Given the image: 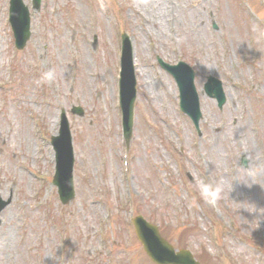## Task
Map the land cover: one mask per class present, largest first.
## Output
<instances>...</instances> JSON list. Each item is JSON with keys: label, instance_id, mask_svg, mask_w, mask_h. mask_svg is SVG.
Wrapping results in <instances>:
<instances>
[{"label": "rangeland", "instance_id": "rangeland-1", "mask_svg": "<svg viewBox=\"0 0 264 264\" xmlns=\"http://www.w3.org/2000/svg\"><path fill=\"white\" fill-rule=\"evenodd\" d=\"M91 1L41 0L39 10L31 12L32 34L22 52H12L7 40L0 39V196L10 197L0 212V236L7 237V254L0 245V264H143L141 250L124 236L126 187L132 191L135 213L159 221L176 246L189 244L201 256L211 245L235 264H264V219L255 228L253 215L238 211L237 202L232 200L264 207V158L259 155L264 152V30L245 17L237 0L108 1L113 10L118 6L123 11L113 26L107 22V8L101 9L98 0H93L98 13L105 15L96 16ZM250 2L258 5L254 11L264 21V0ZM6 4L7 0H0V26L4 28ZM170 4L175 10V34L180 35L174 40L169 38L166 25ZM209 10L218 26L215 33L206 21ZM195 23L199 28L195 29ZM118 29L132 39L138 85L128 181L119 174V129L112 98ZM249 33L257 37L254 47L260 51L253 65L247 57ZM157 55L169 62L181 55L195 68L198 86L209 72L223 81L227 102L221 111L212 100L201 98V138L177 111L174 85L156 65ZM13 66L15 76L8 78V68L13 75ZM49 69L57 72L55 81L43 84L50 100L37 84L41 73ZM72 71L76 79L68 90L67 78ZM35 101L42 105H35ZM71 106H80L82 115L71 114ZM60 109L69 117L77 159V194L65 207L57 205L47 177L42 184L32 181L26 186L28 173L22 167L37 153L39 162L29 170L34 174L51 172L50 148L47 141L41 142L37 134L30 133L28 113L39 120L41 134L49 137L54 128L45 122L52 123ZM231 115L238 118L233 127L229 124ZM221 119L225 125L218 127ZM250 126L257 129L255 137ZM241 153L249 160L247 171L237 166ZM178 173H188L193 183L219 174L226 185L251 174L256 183L247 188L234 180L230 198L220 201L223 208L217 204L216 211L207 204V215L189 219L191 230L181 231L183 220L173 214L172 201L162 207L163 211L156 209L172 191L182 195L179 177L175 180ZM229 216L234 222H227ZM116 219L118 230L112 224ZM207 219L210 224L204 225ZM100 221L103 228L97 226ZM198 223L204 225L202 230ZM234 228L238 234L253 235L250 242L243 241V236L229 239L228 232ZM56 241L63 245L61 256L55 250ZM204 262L216 264L212 257Z\"/></svg>", "mask_w": 264, "mask_h": 264}, {"label": "clouds", "instance_id": "clouds-1", "mask_svg": "<svg viewBox=\"0 0 264 264\" xmlns=\"http://www.w3.org/2000/svg\"><path fill=\"white\" fill-rule=\"evenodd\" d=\"M103 7V4H101ZM57 78V72L55 69H49L41 73L37 84H47L49 82L55 81ZM243 169V168H241ZM247 171V169H243ZM236 181L239 184L247 188H251L253 183H256L251 179V174L247 177L240 176L239 178L233 179L230 185H226L223 176L216 174L209 176L208 179L198 178L193 187L200 199L206 202L209 205H217L225 197H229V194L234 191L233 181ZM232 199V198H231ZM237 202L238 211L243 209L247 213L253 215L255 219V228L259 227V222L261 219H264V207H258L255 202H249L247 200L239 201L232 199ZM196 204V200L193 199L192 205ZM246 219V218H245Z\"/></svg>", "mask_w": 264, "mask_h": 264}]
</instances>
